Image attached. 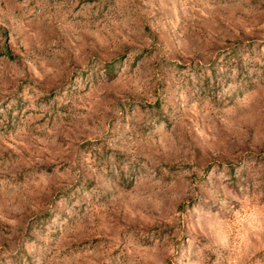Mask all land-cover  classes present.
Returning <instances> with one entry per match:
<instances>
[{"label":"rangeland","instance_id":"obj_1","mask_svg":"<svg viewBox=\"0 0 264 264\" xmlns=\"http://www.w3.org/2000/svg\"><path fill=\"white\" fill-rule=\"evenodd\" d=\"M0 264H264V0H0Z\"/></svg>","mask_w":264,"mask_h":264}]
</instances>
